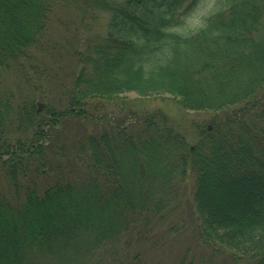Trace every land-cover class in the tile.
<instances>
[{
	"label": "trees",
	"instance_id": "1",
	"mask_svg": "<svg viewBox=\"0 0 264 264\" xmlns=\"http://www.w3.org/2000/svg\"><path fill=\"white\" fill-rule=\"evenodd\" d=\"M185 2L0 0V264H264V0H217L193 27L178 26ZM63 12L77 22L65 42ZM60 71L39 112L34 79ZM13 77L34 93L17 97ZM128 92L213 116L192 142ZM109 103L117 116L98 112ZM69 119L103 128L73 139ZM189 179L206 254L152 257L184 231L157 230Z\"/></svg>",
	"mask_w": 264,
	"mask_h": 264
},
{
	"label": "rangeland",
	"instance_id": "2",
	"mask_svg": "<svg viewBox=\"0 0 264 264\" xmlns=\"http://www.w3.org/2000/svg\"><path fill=\"white\" fill-rule=\"evenodd\" d=\"M217 0H186L183 7L179 10L178 17L181 21V24L178 26L186 25L187 27L196 26V24L201 20V18L207 14L210 10H212L216 4ZM69 12L61 13V18L58 16L59 22L56 24L57 26L53 30V36L55 39L65 42L68 40V34L70 31L74 30L77 26L75 16H72ZM108 20V15H102L96 22L95 21H87L89 23V30L85 31V27H82V31H84V36L90 38L91 36L90 30H99L103 31L106 27V23ZM177 27V25L175 24ZM100 31V30H99ZM86 38V37H85ZM95 38V37H94ZM93 37H91V40ZM96 39V38H95ZM62 63H65V58L62 57L59 59ZM72 61L70 60L69 66H73ZM54 78H49L48 75L40 76L39 80L34 79V82L39 85L38 92L36 93L37 103H43L44 109L47 103L56 104L58 97L60 96L58 87L61 82H64L66 78L64 76L69 75L68 71H60L57 75L56 72H53ZM57 79V80H56ZM60 81V83H59ZM11 87L13 88L16 96L19 98H25V96L21 94H33V90L31 87L25 85V83L19 77H13L11 82ZM34 95H30L33 97ZM35 97V96H34ZM121 99L126 102V100L130 101V104H134V106L139 109V112L144 111H154L156 109H161L164 111L171 119L172 123L176 125L190 140L195 138L198 133V128L204 124L208 125L209 119L213 116V112L203 110V111H195V110H187L179 107L174 99L170 95H159V96H148L141 97L135 92H128L121 95ZM99 101L97 102V104ZM100 105V104H98ZM113 105L109 103L105 105L106 109L99 108L98 112L102 113H110ZM41 110V111H42ZM40 112V111H39ZM99 113V115H100ZM114 116H117L116 112H113ZM112 118V113H111ZM99 125V127H98ZM103 128L101 122L95 124L89 121L78 123L73 119H69L66 123V131L67 135H70L73 139L77 138L83 132H93L101 130ZM191 179L186 180L181 186L179 191L178 201L175 207L174 213L168 217V219L158 228L157 231H160L162 235L163 230L162 226H167L166 229L170 226L168 225H179L184 227V231L179 235H174L169 237L166 233V236H158L160 240L158 245L149 249V255L152 257H156L160 255L161 257H170V252L179 251L183 249L185 246L191 245L195 252V255L198 257L200 255L205 256L206 247L204 245H197V241L194 238L193 233V215H192V197H191ZM150 247V245H148ZM160 251V252H157Z\"/></svg>",
	"mask_w": 264,
	"mask_h": 264
},
{
	"label": "water",
	"instance_id": "3",
	"mask_svg": "<svg viewBox=\"0 0 264 264\" xmlns=\"http://www.w3.org/2000/svg\"><path fill=\"white\" fill-rule=\"evenodd\" d=\"M43 106H44L43 103H40V102H39V103H38V111H41L42 108H43Z\"/></svg>",
	"mask_w": 264,
	"mask_h": 264
}]
</instances>
